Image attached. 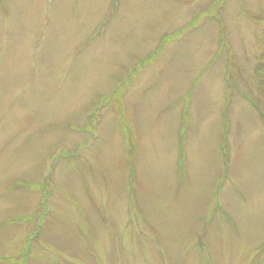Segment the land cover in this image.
Listing matches in <instances>:
<instances>
[{"label": "rangeland", "instance_id": "obj_1", "mask_svg": "<svg viewBox=\"0 0 264 264\" xmlns=\"http://www.w3.org/2000/svg\"><path fill=\"white\" fill-rule=\"evenodd\" d=\"M0 264H264V0H0Z\"/></svg>", "mask_w": 264, "mask_h": 264}]
</instances>
